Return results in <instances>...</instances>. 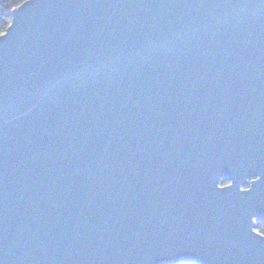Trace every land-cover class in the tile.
<instances>
[{"label": "water", "instance_id": "1", "mask_svg": "<svg viewBox=\"0 0 264 264\" xmlns=\"http://www.w3.org/2000/svg\"><path fill=\"white\" fill-rule=\"evenodd\" d=\"M257 220L264 0L11 9L0 264H264Z\"/></svg>", "mask_w": 264, "mask_h": 264}, {"label": "trees", "instance_id": "2", "mask_svg": "<svg viewBox=\"0 0 264 264\" xmlns=\"http://www.w3.org/2000/svg\"><path fill=\"white\" fill-rule=\"evenodd\" d=\"M25 0H0V33L4 31L10 20V11ZM227 183L226 179L221 180V184ZM256 230L264 235V220L256 221Z\"/></svg>", "mask_w": 264, "mask_h": 264}]
</instances>
